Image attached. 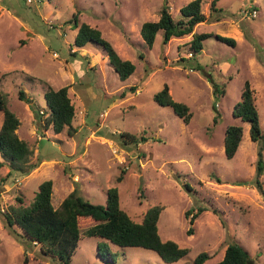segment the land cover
I'll return each instance as SVG.
<instances>
[{
  "label": "rangeland",
  "instance_id": "obj_1",
  "mask_svg": "<svg viewBox=\"0 0 264 264\" xmlns=\"http://www.w3.org/2000/svg\"><path fill=\"white\" fill-rule=\"evenodd\" d=\"M165 1L0 0V90L21 120L19 136L33 150L24 172L11 170L0 155V264H55L39 245L12 235L2 219L4 210L20 205L17 197L29 205L48 179L54 183L55 207L75 189L85 200L105 204L109 188L115 186L122 208L136 221L160 204L161 237L190 249L179 261L168 263L153 250L88 236L94 223L84 222L71 264H107L98 250L105 242L115 264H193L203 251L210 255L204 264H214L234 242L264 264V196L255 184L261 143L251 139L250 123L233 115L249 80L264 130V0H219L214 11L212 0H203L207 20L194 32L212 36L198 52L191 47L193 33L164 43L160 30L152 47L142 37L143 23L158 21ZM190 1L169 0L176 19ZM253 8L256 17L250 14ZM75 13L135 63L130 77L120 78L100 45H75L78 29L69 22ZM218 36L233 37L237 44ZM166 84L176 100L190 105L189 123L156 102L155 94ZM49 86H69L75 105L71 132L69 127L56 133L43 126ZM37 111L43 116L41 124ZM3 120L0 112V129ZM234 124L244 126V135L231 159L224 138ZM122 132L145 133L149 140L124 145ZM122 169L126 173L118 182ZM261 180L264 189V174ZM200 206L208 209L188 234L186 212Z\"/></svg>",
  "mask_w": 264,
  "mask_h": 264
},
{
  "label": "trees",
  "instance_id": "obj_2",
  "mask_svg": "<svg viewBox=\"0 0 264 264\" xmlns=\"http://www.w3.org/2000/svg\"><path fill=\"white\" fill-rule=\"evenodd\" d=\"M203 0H191L181 7L182 17L176 19L171 11L169 0L163 4L160 19L158 21H146L141 27V35L149 46H153L157 33L163 30V41L168 43L173 37H181L193 33L191 47L195 52L203 49V42L211 37V33L194 32L195 27L206 21L207 16L202 11ZM212 0L211 10H217V2ZM78 29L75 37V45L83 48L89 42L103 47L111 64L118 72L121 79L130 77L136 70V65L129 59H124L114 45L107 40L102 31L91 26L87 22H81L79 14L75 13L69 20ZM218 38L235 46L237 41L233 37L218 36ZM192 56L195 53L192 52ZM133 89H135L133 87ZM20 97L25 98V93L20 91ZM48 117L44 127H53L56 133H61L66 127L70 132L74 129L75 105L69 95V86L55 89L49 86L45 92ZM155 100L162 106H170L184 122L189 123L193 112L189 104L176 100L168 84L155 94ZM0 112L4 114V120L0 129V155L5 162L10 163L11 170L26 171L30 166V158L33 150L28 142L22 139L17 130L21 124L20 118L10 109L7 94L0 90ZM233 115L243 122L250 123V137L255 142H260L258 152L255 184L264 196L261 176L264 174V130L260 124V115L256 105L255 90L249 80L243 87L242 100L237 102L233 109ZM43 116L37 111L36 120L41 124ZM244 135L243 125H230L226 129L224 146L227 158H234ZM124 145H139L147 142L149 137L142 133L137 135L131 132H122ZM4 162H0L2 166ZM125 169H122L117 181L124 179ZM53 180L48 179L39 185V191L34 200L27 206L23 205V199L17 197L20 205H12L2 212V219L7 230L24 243L39 245L41 253L55 264H71L72 256L82 238V224L94 223L86 231L88 236L103 238L106 241L121 247H140L155 251L164 261L171 263L179 261L189 254L190 249L181 247L172 239L164 240L159 233V219L164 207L154 205L146 211L141 221H136L121 206L120 191L117 186L111 187L107 193L105 204H96L85 200L73 190L66 196L58 207L53 204ZM190 189V186L186 184ZM208 206H200L197 210H189L186 217L190 221L188 234L194 232L193 224L196 218ZM216 211V209H214ZM20 228L21 232L17 229ZM98 250L107 264H115V259L105 242L104 248L98 244ZM210 255L208 252H200L193 264H204ZM42 264V263H39ZM214 264H257L251 254L239 243L228 245L222 260Z\"/></svg>",
  "mask_w": 264,
  "mask_h": 264
},
{
  "label": "built area",
  "instance_id": "obj_3",
  "mask_svg": "<svg viewBox=\"0 0 264 264\" xmlns=\"http://www.w3.org/2000/svg\"><path fill=\"white\" fill-rule=\"evenodd\" d=\"M28 2H31L32 0H27ZM253 17H256V16H258V11H257V9L256 8H253V10H252V12L250 13ZM191 55L190 56H192V53H190Z\"/></svg>",
  "mask_w": 264,
  "mask_h": 264
}]
</instances>
